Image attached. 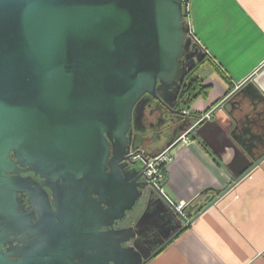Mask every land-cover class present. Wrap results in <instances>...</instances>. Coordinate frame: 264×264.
I'll list each match as a JSON object with an SVG mask.
<instances>
[{"label":"water","instance_id":"95a60500","mask_svg":"<svg viewBox=\"0 0 264 264\" xmlns=\"http://www.w3.org/2000/svg\"><path fill=\"white\" fill-rule=\"evenodd\" d=\"M187 12V0H0V264H148L137 228L151 214L181 230L264 160L204 206L187 205L184 216L161 192L164 183L145 177L148 156L129 153L139 145L143 95L175 99L206 53L192 42ZM247 135L238 141L250 150ZM24 166L45 183L95 185L91 201L71 196L72 211L87 219L82 249H62L57 259L24 249L18 259L5 247L17 192L32 183ZM78 198L83 205L74 208ZM141 198L137 222L114 228Z\"/></svg>","mask_w":264,"mask_h":264},{"label":"crops","instance_id":"0c3cea01","mask_svg":"<svg viewBox=\"0 0 264 264\" xmlns=\"http://www.w3.org/2000/svg\"><path fill=\"white\" fill-rule=\"evenodd\" d=\"M187 18L211 61L200 72L205 96L188 105L194 118L208 117L169 148L163 192L185 204L224 189L264 153V0H188ZM241 130L257 143L253 155L233 136ZM148 264H264V160Z\"/></svg>","mask_w":264,"mask_h":264},{"label":"flooded vegetation","instance_id":"af4514ba","mask_svg":"<svg viewBox=\"0 0 264 264\" xmlns=\"http://www.w3.org/2000/svg\"><path fill=\"white\" fill-rule=\"evenodd\" d=\"M193 48L191 46V50ZM206 62L196 61L187 70L175 99L164 102L161 98L143 95L147 102L142 112L141 131L137 135L134 134L139 145L135 147L131 145L129 148L132 158L135 155L150 156L161 151L163 147L170 148L181 142V135L187 137L188 141L191 136H195V130L203 118H207V114L200 119L194 118L188 105L192 97L191 89L196 87L199 81L202 83L200 72ZM233 133L235 137L237 134L235 131ZM27 168L29 166L22 167L26 170L21 172V176L28 177L32 183L28 190L17 192V203L14 205L16 211L8 224L12 227L9 235L10 242L6 243L5 247L10 245L18 259L24 249L29 250L36 257L43 255L46 259L48 257L57 259L62 249L73 248V246L82 249L81 230L83 222L86 223L87 219L81 213L72 211V200L75 196L87 197L89 194L91 201L95 196L93 192L96 191L95 185L89 186L87 190L83 189L81 182L76 188L60 184L57 179H50L45 183V178ZM77 200L79 203H76L74 208H81L80 205H83L84 200L82 198ZM144 209L145 199L141 198L131 211L126 212L120 220L115 222L114 228L134 225ZM92 229L91 226V231ZM106 229L107 227L101 228V230ZM137 229L143 236L144 253L149 254L151 258L180 230L174 224L166 225L165 220L153 214ZM10 258H14V255Z\"/></svg>","mask_w":264,"mask_h":264},{"label":"built area","instance_id":"2783aa9c","mask_svg":"<svg viewBox=\"0 0 264 264\" xmlns=\"http://www.w3.org/2000/svg\"><path fill=\"white\" fill-rule=\"evenodd\" d=\"M188 1V0H187ZM192 41L196 42L198 46L199 44L196 37L192 34ZM202 49V47H200ZM208 117V114L206 115ZM181 142L185 143L188 141V138L181 135ZM139 157V155L133 156V158ZM172 160V155L169 153V148H165L155 154H152L148 156L144 162V175L145 177L152 182L156 187H159L161 184L164 183L165 180V174H166V168L168 163ZM161 192H163V189H161ZM174 206L177 211L182 213L185 216L184 210L186 209L187 204L183 202H176L174 203Z\"/></svg>","mask_w":264,"mask_h":264},{"label":"trees","instance_id":"16d2710c","mask_svg":"<svg viewBox=\"0 0 264 264\" xmlns=\"http://www.w3.org/2000/svg\"><path fill=\"white\" fill-rule=\"evenodd\" d=\"M186 17H187V15H186ZM193 43H195L196 45H197V47L199 48V46H198V44L196 43V42H194V41H192ZM200 49V48H199ZM201 61L202 62H205V61H211L210 59H208V57H207V55L205 54L204 55V57L201 59ZM224 75V74H223ZM225 77V76H224ZM205 87H207V86H203L202 85V83H200V81L198 82V84H197V86L196 87H193L192 89H191V93H192V97H191V99L193 98H195V97H198V96H200V95H203V96H205V93H204V91H203V89L205 88ZM244 133V130H241L240 131V134H237L236 136H235V139L237 140V142H238V144H239V146L244 150V151H246L248 154H250V155H253V151H254V147L256 146V142L254 141H250V142H246V144L249 146L250 144H253L251 147H249L250 148V150H245L242 146H241V143H239V136L241 135V134H243ZM247 136H249V137H251L249 134L247 135ZM251 138H253V137H251ZM254 139V138H253ZM260 141H264V136H262V138H261V140ZM259 153V152H258ZM254 154H255V152H254ZM205 190V189H204ZM201 191L194 199H192L191 201H189L188 202V206L189 207H191L193 210H196V209H198L199 207H202V206H204L205 204H207L214 196H215V191H216V189H213V188H208V191L207 192H205V191ZM180 231H182V229L181 230H179V232Z\"/></svg>","mask_w":264,"mask_h":264},{"label":"rangeland","instance_id":"374dc122","mask_svg":"<svg viewBox=\"0 0 264 264\" xmlns=\"http://www.w3.org/2000/svg\"><path fill=\"white\" fill-rule=\"evenodd\" d=\"M204 66V68H206V66L205 65H203ZM203 66H202V68L201 69H203Z\"/></svg>","mask_w":264,"mask_h":264}]
</instances>
